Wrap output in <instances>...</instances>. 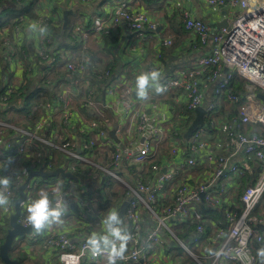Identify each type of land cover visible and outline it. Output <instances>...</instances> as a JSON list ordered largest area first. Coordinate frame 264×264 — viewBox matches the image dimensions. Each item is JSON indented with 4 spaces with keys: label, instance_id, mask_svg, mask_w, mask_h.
Returning a JSON list of instances; mask_svg holds the SVG:
<instances>
[{
    "label": "built area",
    "instance_id": "1",
    "mask_svg": "<svg viewBox=\"0 0 264 264\" xmlns=\"http://www.w3.org/2000/svg\"><path fill=\"white\" fill-rule=\"evenodd\" d=\"M16 2L22 6L30 4L33 0H0V2ZM62 0H35V15L22 13L14 22L12 28L0 30V60H11L17 54L23 43V36L29 31L40 43L38 57L49 67L56 65V59L63 60V68L73 80L74 88L69 89L66 84L61 83L63 91L56 104L38 106L37 110H43L41 118L34 124L32 132L24 133L25 140L11 152L10 155H2L0 149V170L4 176L12 177L13 183L5 195L10 197L11 204L7 208L14 209L15 201L20 186L25 183L28 171L25 167V159L28 157L27 144L39 141L47 143L40 135L44 128L50 125L56 118H60L62 128L54 133L58 144L54 147L65 153L70 160L63 166L66 171L75 173L80 165H86L85 174L89 178L102 177L113 178L124 186V194L120 204L113 208L119 212L124 201H128L125 211V219L130 223V229L126 231L132 239L128 243V250L125 259L118 261V264H172L173 261L165 252L162 235L166 232L191 256L195 257L189 245L184 244L172 231L169 222L173 220L197 221L195 230V245L203 242L207 233L206 226L201 219H194L193 210L197 204H204L212 210L221 209L223 206V194L226 185H219L211 189L207 181L198 182L192 185L182 180L185 170L194 168L197 165V156L203 157L208 165L207 170L211 177H228V174L240 177L243 176L241 169L236 164V156L240 150L244 155L256 158L263 165V169L256 181L245 185L240 195L241 206L237 209L227 207L225 211V223L223 226L213 227L210 237L206 240L209 243L210 255L206 258L208 262L202 264H261L259 257L253 250V243L256 241L264 248V232L259 229L262 220L254 212L258 208L261 199L264 197V133L248 134V125H262L264 127V104L258 98V93H264V0H201L207 6L216 10H225V16H234L229 27L214 30L204 22L195 12L183 4H171L169 14L171 17L182 15L185 29L196 35L200 44L209 48V52L201 55L193 64L186 69L176 72L174 75L166 73L163 61V50L171 47L172 39L159 40V47L152 52V63L140 68L134 77L125 80L115 81L102 91L110 96L117 95L126 112L118 120L116 128L117 140L109 136V130L105 126H111L113 119L110 115L113 102L101 101L96 96L101 92L99 82H92L88 75L89 64L86 61L88 50L89 30L83 28L82 36L78 40L79 49L75 52L66 50L63 44L55 49L54 32L49 30L51 23L56 24V4ZM91 0H82L83 3ZM157 2L160 0H152ZM1 9V5H0ZM109 13L96 20L94 29L99 36L107 35L117 27L123 26L135 33L156 32L159 23L162 21L152 13L145 10H131L130 1H116L109 6ZM57 14V13H56ZM59 15V14H57ZM56 15V16H57ZM37 23L36 30L29 28L32 23ZM40 26L48 28L47 33L39 31ZM27 54L15 58L16 69L23 70L26 66ZM94 70L105 78L111 75V69L104 64L96 62ZM227 70V72H225ZM159 71L160 78L153 82L164 91L159 92L160 96L173 91L182 92L186 97V110L184 109L183 125L186 128L191 112L203 106L206 93L211 86L217 82L214 89L215 99H221L235 104L240 116L233 117L221 126L224 134V142L211 143L203 128L198 127L181 148L174 140L171 131L166 127L168 114L173 107L162 108L160 99L153 100L147 94L144 99L137 97L136 77L142 73ZM238 76L245 80L244 101L233 91L231 83ZM223 78L222 81H220ZM25 81L22 82V86ZM12 96H20L19 87H5V94L0 96V104L6 107ZM174 101H179L174 97ZM217 104H221L218 103ZM205 119H209L212 125H216L215 105L209 104ZM95 115L92 120H86L85 111ZM205 120V125H206ZM116 122V121H114ZM78 125H76V124ZM1 125V124H0ZM4 127V131L7 127ZM80 129L81 138H73L72 129ZM180 130V131H179ZM60 131H63V140L68 143L59 142ZM183 130L178 129L175 135ZM185 132V131H184ZM13 151L9 141L4 140V134L0 132V144ZM169 146L170 151L166 160H158L160 150ZM226 147L230 149L227 155L221 153ZM186 155H184L183 154ZM43 154L37 153V162L42 160ZM138 166L139 171L132 175L129 172L132 166ZM44 171H51L52 162L49 161L43 167ZM150 174H143L144 170ZM26 170V171H25ZM166 170V172L164 171ZM41 179V178H39ZM59 179V178H58ZM237 179V178H236ZM239 180V179H237ZM72 182L73 180H69ZM34 184L29 185L26 190L25 201L22 204V213L18 222L24 227L26 223L27 205L37 196L39 192H30ZM62 183L64 199L67 203V210L64 218L82 213L84 218L78 216L76 222H63L75 228H82L79 232L82 240L74 243L69 231L55 227L46 229L45 238L42 242H35L34 257L51 261V256L57 257L61 264H106L105 255L93 258L90 254H81L86 244L90 213L95 214V208L80 194L71 189H66L61 180L45 183L46 190L51 191L57 183ZM171 182L173 191L171 195L165 194L166 186ZM45 189V188H44ZM0 191H4L0 186ZM75 205L78 212L71 208ZM236 205V204H235ZM161 207V208H160ZM3 208V207H2ZM193 215V217H192ZM96 222L93 227L99 228L104 235L107 234L103 225V215L95 214ZM145 216L154 221L153 226L146 235H142ZM121 227L120 225H116ZM35 237V236H34ZM207 243V244H208ZM77 257L79 260L77 261Z\"/></svg>",
    "mask_w": 264,
    "mask_h": 264
},
{
    "label": "crops",
    "instance_id": "2",
    "mask_svg": "<svg viewBox=\"0 0 264 264\" xmlns=\"http://www.w3.org/2000/svg\"><path fill=\"white\" fill-rule=\"evenodd\" d=\"M116 1H130L131 10H145L152 13L154 17L162 19V21H160L159 23L158 30L152 33L145 32V34L142 35V33H135L129 31L123 26H119L114 31L107 33V35L99 36L96 32H94V29L91 30L93 21H96L99 18L106 16L107 13H109L110 11L109 6ZM177 3L183 4L184 6H189L195 12L196 16H198L204 22L209 24L214 30L223 28L221 27L222 24L227 21V18L225 16L226 12L224 9L218 11L210 6H207L201 0H160L157 2H153L152 0H91L87 3H83L82 0H62L61 3L56 4L54 16V18L56 17L57 21L56 24H54V37L55 41L57 42L56 45L67 44L71 45V47L76 48L78 40L82 36L83 28L85 30H89L90 33L88 40V50L86 51V60L88 57H90V59H92V63L87 61L89 64V68L87 70L88 75L89 77H93V74L95 75L97 73L93 68L96 62L102 63L106 67H108L107 62H109L111 63V66L108 68L117 72L116 78L113 79L114 82L115 79L125 80L134 77L140 68L146 67L152 63L151 55L152 52L159 47L158 41L172 39L173 44L171 45V47L165 48L163 50V58L164 63H166V70L169 72V74H175L180 70L189 68L193 64V62L196 61L197 58L209 52V48L202 46L196 35L192 34L191 32H188L185 29L183 17L181 14L176 17L170 16L169 6L171 4ZM56 13L59 15H57ZM70 21L72 22V24H70ZM89 23H91V25H88ZM75 25L77 26V37L70 35L71 28H69V26L74 28ZM23 44L26 46L25 49L27 53H25L28 56H26V66H24L23 70L16 69L17 61L15 58L19 57L18 49L17 54L11 60H0V88H5L7 86L20 87L22 85V82L25 81V84H23V86H30V88L34 92L32 96H35L36 93V95H40L45 99L53 98L49 100L48 104H56L60 99V94L63 92L60 89L61 83L57 87L52 89L51 87H48L46 80L42 81L43 78L49 76L50 74L48 72L49 66L46 65L43 61H41V59L38 57V52L40 50L39 41L33 36L31 32L26 31L23 36V43L20 47L21 50L23 49ZM61 71L68 75L67 71L63 67L61 68ZM66 77L68 81H72L70 76ZM64 84H66L69 89L73 90L74 84H72L71 82H66ZM216 85L217 82L214 83L211 86L210 91L206 93V99L204 103L205 108L209 104H212L213 101H215L214 89ZM146 91L147 94L152 96L153 100L160 99L162 108L167 106L174 108L173 111L168 114L169 120L166 123V127L171 131L174 140L179 143V146L182 149L185 148L183 145L185 140L182 141L179 136L184 131H187V129L184 130L182 119V116H184V109L186 110L187 97L182 92L178 91H173L172 93L169 92L165 95L160 96L159 92L157 91V85L154 84L152 81L149 82V86ZM136 96L140 97L138 91ZM174 97L179 98V101L177 103L174 101ZM102 101L113 102L111 107L112 109H110V115L113 119V123L111 126H105L109 130V136L111 137L110 131L113 130V128L118 127V120H120L124 116L126 108L124 107L117 95L110 96L102 92ZM221 104L223 105V111H219V109H217L214 112V115L217 119L215 129L218 132H214L215 136L213 137L214 139L212 138V142L211 136H209L207 133L208 141L211 143H216L219 141L222 143L224 142V134L221 131V126L228 121L227 117H230L229 114L233 110H238L237 106L231 104L230 102H223ZM23 106L24 103L23 105L21 104L19 106L9 105V107L7 108H0V132L4 134V137L6 138L5 141H9V143L12 145L11 148L13 149V151H11L5 143L0 144V149L3 152H8L6 155L12 154L11 152H14V150L20 145V143L25 140L24 133L32 132L34 130L35 121L29 124L32 115L25 113L23 114ZM41 113H43L42 110ZM83 114L86 120H92V118H95V115L88 110L85 111ZM2 125L7 127L6 131H4V127ZM61 128L62 122L60 118H56L48 127L46 126L41 132L40 135L47 141V143L45 144L48 145V147L54 149V146L58 144V140L55 139L54 133L56 132L55 129L60 130ZM178 129L183 130V132L176 136L175 132ZM72 131L73 138L79 140L81 138V133L78 126L73 128ZM59 142H61L60 138ZM32 146L33 143L27 144V149L31 150ZM168 147L169 146L167 145L160 150L159 154H165L163 160H166V157L169 154ZM229 152L230 149L226 147L221 150V153L224 155H227V153ZM238 153H240L239 157ZM238 153L235 161L244 176L245 173L243 170L248 168L249 158L248 156L244 155L243 150H240ZM64 155L65 158L69 160L65 153ZM197 162L198 163L194 168L185 170V174L188 175H183L182 180L185 182H190L192 185H195L198 182L207 181L211 189H214L222 184L226 185V189L223 194V205H228L229 208H232L233 205L237 204V198L240 197L244 186L246 185V183L250 182L249 177L245 175L244 179H240V177H233V175L228 174V177L214 178L211 177L209 172L207 171L212 169L208 168L207 162L203 157L198 155ZM164 171L166 172V170ZM145 173H148L146 169L144 170L143 174ZM246 176L248 177V180L245 179ZM37 178L38 179H34L33 181L35 182V180H40L39 177ZM98 178L100 181H98L97 187L101 190H104V187L102 185L104 184L105 178ZM236 178L239 180H237ZM172 191L173 185L170 182L166 186L165 194L171 195ZM105 192L106 190L95 192V197L93 200L97 203H100L99 199ZM121 201L122 198L115 199L114 203L118 205ZM260 202V209L257 211V215L262 220V224L259 225V227L261 226L260 230L264 232V197L261 199ZM97 203L94 204L96 210L98 207ZM0 209H2V211L0 212V226H6V230H8L10 227L9 213H11V208L8 209L7 207H0ZM209 211L210 210L204 204H197L193 210L194 217L193 215L192 217L197 220L201 219L202 223L205 226H207V222H210L213 227L221 226L222 223H225L224 217H221L220 220V218L215 216V214H211ZM2 212L7 213L4 214ZM74 212H78V210H74ZM3 215H5V221L1 218ZM75 215L79 216V214ZM149 221L152 225L154 224V221L150 218ZM174 221L178 220H173L169 222V225L171 227ZM88 224V232H90L91 234L95 232L100 235H104L99 231V228H97L96 226L93 227V224L91 222H89ZM54 226L56 228H63L65 231H69V235L71 236V239H73L74 243L78 244L81 242L82 237L80 236L79 232L84 231V225L82 226V228L79 229L73 226L71 227L66 223ZM46 229L41 232L42 235H45ZM150 229L151 228H148L147 226L146 234L150 231ZM124 231H126V229ZM33 232L35 231L33 230ZM91 234L89 236H91ZM36 235L37 233L35 232V234L33 233L32 235H25L23 237H19L16 240L18 242L15 247L13 245L10 251V255L12 251L14 254L20 252L22 255L24 252L27 258V245L29 247V244L33 243L31 242L30 237H34ZM167 237L169 236H167L166 233L162 235V240H164V244L170 243ZM50 258L51 261L47 264H53L54 260L57 259L56 256H51Z\"/></svg>",
    "mask_w": 264,
    "mask_h": 264
},
{
    "label": "trees",
    "instance_id": "3",
    "mask_svg": "<svg viewBox=\"0 0 264 264\" xmlns=\"http://www.w3.org/2000/svg\"><path fill=\"white\" fill-rule=\"evenodd\" d=\"M35 1V0H33ZM30 1V4L26 5V6H22L19 3H16L14 1L12 2H0L1 5V9H0V30L4 29V28H12L14 22L17 20V18L19 17L20 14H31V15H35V2ZM96 21H93L92 26H94ZM88 25H91V23H89ZM60 26V25H59ZM58 26V27H59ZM68 27V26H67ZM185 27V26H184ZM55 25L54 23H51L49 25V30L54 32ZM71 31H70V35H73L74 37H77V26L75 25L74 28L70 27ZM59 35V34H57ZM65 45L64 47L66 48V50L69 51L71 47V45H67V44H63ZM22 51L19 52V56L22 58V54H24L26 52V46L23 44L22 47ZM79 49V44L76 45V51ZM75 52V51H74ZM27 53V52H26ZM88 62L92 63V59H90V57L87 58ZM164 61V58H163ZM64 61L61 60L60 58L56 59V65L53 67H49V76H46L45 78L42 79L46 80L48 87H51L52 89H54L55 87H57L60 83H68L71 82L73 84V80L72 81H68L66 75L64 72L61 71V68L64 66ZM104 63V62H103ZM165 67H166V63ZM107 66L110 67L111 63L107 62ZM166 73L168 75H174V74H169V72L166 70ZM117 76V72H115V70H111V75L105 78H100V75L98 73H96L95 75L93 74V77H91L92 82H99L100 87H101V92L98 93V95L96 96V99L101 102L102 101V91H104V88H106V86H108L109 84L112 83L113 79L116 78ZM50 80V82H49ZM245 80L239 78L238 76L235 77V79L233 80V82L231 83V87L233 89V91L244 101L245 99V94H246V89H245ZM26 86V85H25ZM20 86L19 87V92H20V96H12L10 98L9 103L7 104L6 107H3L0 104V108H7L10 106H14V105H23V114H31L32 118H30L29 124L35 121V123L41 118V109L37 110L36 108L38 106H44L46 104H48L49 100L53 99H45L40 95H36L32 96V94H34V92L32 91V89L30 88V86ZM3 94H5V88H0V96H2ZM213 104L215 105V109H219V111H223L222 109V104H217V101L215 99V101H213ZM235 105V104H233ZM43 111V110H42ZM44 112V111H43ZM186 116V115H184ZM183 116V117H184ZM219 116V115H218ZM217 116V117H218ZM230 117H227L228 120H231L233 117H237L240 116V113L238 112V110H233L230 114ZM195 119V111L191 112V116L189 118V120L187 121V126L186 128L188 129V127L191 125V123L193 122V120ZM206 120V119H205ZM34 123V124H35ZM49 126V125H48ZM47 126V127H48ZM200 128V127H199ZM202 128V127H201ZM206 131V133H208L209 136H211V142H212V138L215 136L214 132H218L215 129V125H212L210 123V120L207 119L206 120V125L203 127ZM57 131V129H55ZM248 130V134H262L264 133V127L262 125H248L247 127ZM12 133V132H11ZM185 134L186 131L183 132L179 138L183 140H186L187 138H185ZM60 141H63V143H68V140H63V131H60ZM6 138L4 137V140ZM214 139V138H213ZM24 141V140H23ZM57 142V141H56ZM41 152L43 154L42 160L38 163L37 162V153ZM8 152H2L1 156L6 155ZM28 156L25 159V167L28 171V173L35 171L37 169L43 168L44 166L47 165V163L49 161L52 162V169L51 170H55L57 168L63 167L65 165H67V163L70 160H67L65 158L64 153H61V151L57 150V149H53L48 147V145H46L45 143L39 142V141H35L31 150L29 149L27 152ZM240 153H238V157H239ZM165 157L164 153H161L158 155V160H162ZM248 168L244 169V173L245 175H247L250 179V182L246 183V185L248 184H252L256 181L257 177L259 176V174L261 173L262 169H263V165L258 162L256 160V158L254 157H250L248 160ZM249 169V170H248ZM85 170H86V165H80L79 169L77 172L73 173L75 174V176H77V178L79 179L78 181H72L70 182V179H66L63 178L61 176L58 177H53V178H42L39 177L41 179H43L44 181H46L45 183L48 182H53V181H57V180H61L63 182V185L66 189H71L73 190L75 193H80L90 204L91 206H93V208H95L94 204H96L97 202H95L93 199L95 197V192H99V191H105L106 192L100 197L101 201L98 204L97 207V213L95 214H99V215H103L104 219L106 218L107 214H108V210L111 209V207L113 208V206L115 205L114 203V199L119 198L120 195V191L121 194L123 192L124 194V187L123 185L109 177V178H105L104 179V184L102 185L104 188V190H101L97 187V183L99 180L98 177H93V178H89L87 177V175L85 174ZM139 171L138 166H132L131 169L129 170L128 173L135 175L137 172ZM249 171V172H248ZM147 174H150V172L148 171ZM3 175V171L0 170V176ZM244 175V176H245ZM244 176H241V178L244 179ZM245 177V179L248 180V177ZM59 178V179H58ZM34 179H38L37 177H35ZM33 179V180H34ZM32 180V181H33ZM45 183H43L42 185L37 186L36 184L34 185L33 188L30 189L31 193H35L38 192L40 189L45 188ZM119 185V186H118ZM94 190V192H93ZM122 194V195H123ZM18 196V194H17ZM28 197V196H26ZM18 198V197H17ZM261 203V202H260ZM237 206H241V201H240V197L237 198V204L234 205V207L232 208V210L237 209ZM228 206H223L221 207V209L219 210H212L209 209L211 214H215V216H217L218 218L224 217L225 220V211L227 210ZM260 209V204L258 206V208L255 210V214L257 215V211ZM240 211V210H239ZM206 212V211H205ZM76 213V212H75ZM79 216L81 218H84L82 213H78ZM95 214L90 213L87 217V219L92 222L95 223L97 217L95 216ZM123 220V223L120 224L121 228L123 230L126 229V231L130 228V223H127L126 219L121 218ZM223 220V221H224ZM126 221V222H125ZM207 226V233L205 234V236L203 237V242L202 244H200L199 246L195 245L194 243V238H195V228L197 225V221H194V223L191 224L190 220L189 221H174L172 224V231L175 233V235L179 238V240H181L184 244L189 245L190 249L192 250L193 254L195 255V257L189 255L179 244L177 241H175L173 238H170V236L167 234L168 241H170V243H165L166 246V254L171 258V260L173 261L172 264H202V263H206L208 262L207 260V256L210 255V251H209V243L206 242V240L210 237V233H211V229L213 228L212 224L210 222L206 223ZM224 223L221 224V226H223ZM9 226V225H8ZM151 228L153 225L151 224V222L149 221L148 216L145 217V222L143 223V229H142V235L146 234V228ZM6 226H0V245L5 241V237L7 234V230H6ZM260 229V227H259ZM125 231V232H126ZM42 233H37V235L35 237H30L31 242H33V246L35 244V242H42L45 238L44 235H42ZM167 241V242H168ZM208 243V244H207ZM253 250L254 252L257 254L258 250L262 249V246L260 243L258 242H254L253 243ZM179 250L180 254H174V251ZM258 256V255H257ZM11 257V255H10ZM259 257V256H258ZM12 258V257H11ZM13 259L18 260V264H21L24 259H23V255L20 254L18 256L13 257ZM260 263H261V258L259 257ZM0 261L2 262V260L0 259ZM3 263V262H2ZM46 262L43 261L42 259L40 261H37L36 264H45ZM47 264V263H46Z\"/></svg>",
    "mask_w": 264,
    "mask_h": 264
},
{
    "label": "clouds",
    "instance_id": "4",
    "mask_svg": "<svg viewBox=\"0 0 264 264\" xmlns=\"http://www.w3.org/2000/svg\"><path fill=\"white\" fill-rule=\"evenodd\" d=\"M37 27L38 25L35 22L29 25L32 30H36ZM39 31L47 33L48 28L40 26ZM160 75L159 71H152L150 73H142L136 77V89L141 99L147 96L146 90L149 82L158 81ZM157 91L163 92L164 88L158 87ZM12 183L13 180L10 176L0 178V186H3L4 189V191H0V207H7L11 204L10 197L5 195V191L10 189ZM26 210V223L31 225L36 233H41L44 229L51 228L53 225L62 224L61 217L65 215L67 210L62 183L58 182L55 187L51 188L50 192L44 188L40 189L36 198L27 205ZM122 223L123 220L120 218L119 212L109 209L103 221L107 234L100 235L93 232L87 238L81 254L83 255L86 252L93 258L105 255L106 264H118V261L124 260L125 253L128 250V243L132 237L121 227L116 226ZM257 255L261 258V264H264V248L258 250ZM78 260L79 257H77Z\"/></svg>",
    "mask_w": 264,
    "mask_h": 264
},
{
    "label": "water",
    "instance_id": "5",
    "mask_svg": "<svg viewBox=\"0 0 264 264\" xmlns=\"http://www.w3.org/2000/svg\"><path fill=\"white\" fill-rule=\"evenodd\" d=\"M221 27H229V22L225 21ZM59 45H56L55 49H57ZM227 72V70H225ZM223 78L220 80L222 81ZM258 98L263 102L264 104V93H258ZM196 117L191 123V125L188 127L185 138H189L191 134L201 126H205V116L207 114V109L203 106L198 107L196 110ZM116 128H113V130L110 131V135L113 139L117 140L116 137ZM61 176L66 179H70L73 181H78L79 179L75 174L68 172L65 170V168H57L55 170L51 171H44L43 168L37 169L35 171H32L28 174L27 179L24 184H22L18 190V198L15 201L14 205V212L10 215L9 224L10 227L7 230V234L5 237V241L0 245V259L4 264H18V260L12 259L10 257V251L14 245V242L17 238L23 237L25 235H32L33 234V227L31 225L24 227L18 222L19 217L22 213V204L25 201L26 198V190L29 187L30 183L35 177H42V178H53ZM128 206V201H124L119 210V216L121 218L125 217V211ZM71 208L73 210H78L75 205H72ZM260 225V224H259ZM261 227V226H260Z\"/></svg>",
    "mask_w": 264,
    "mask_h": 264
},
{
    "label": "rangeland",
    "instance_id": "6",
    "mask_svg": "<svg viewBox=\"0 0 264 264\" xmlns=\"http://www.w3.org/2000/svg\"><path fill=\"white\" fill-rule=\"evenodd\" d=\"M233 20H234V16L232 15V16H229V18H228V21L231 23V22H233ZM70 24H72V22L70 21ZM62 46H65V45H62ZM69 51L70 52H74V51H76V48H74V47H72V48H70L69 49ZM222 100H223V98H221V99H216V101L217 102H220V103H222ZM226 102V101H225ZM168 150L170 151V148L168 147ZM168 150H167V152H168ZM37 182V183H36ZM44 182H46V181H44L43 179H40V180H35V183H36V185L37 186H39V185H42ZM32 184H34L33 182H31ZM32 184H30V185H32ZM119 186V185H118ZM124 187V186H123ZM122 194H121V196L119 197V198H122ZM119 198H116V199H119ZM100 201H101V199H99ZM115 200V199H114ZM116 205V204H115ZM113 207H115V206H113ZM113 209V208H112ZM2 211V209H0V212ZM14 212V209L13 210H11V213H9V215H11L12 213ZM2 213H7V212H2ZM95 213H97V210H96V208H95ZM5 215H3L1 218H2V220H4L5 219V217H4ZM61 219H62V221L63 222H66V223H68V222H76L77 221V219H78V216L77 215H74V216H69V215H67V217L66 218H64L63 216L61 217ZM0 221H1V219H0ZM5 221V220H4ZM3 223V222H2ZM34 234H35V232H33ZM18 239V238H17ZM16 239V240H17ZM17 242L18 241H15V243H14V247H15V245L17 244ZM27 258H26V256H25V253L23 252V259H24V261L21 263V264H36V262L37 261H40V260H38V259H35L36 257H34L35 256V254H36V251H35V249H34V246H33V244L32 243H30L29 244V247H28V245H27ZM25 250V249H24ZM21 253L19 252V253H13V251L11 252V257H15V256H18V255H20ZM174 254H180V251L179 250H176V251H174ZM0 264H3L1 261H0ZM53 264H60L59 263V261H58V259H55L54 260V262H53Z\"/></svg>",
    "mask_w": 264,
    "mask_h": 264
}]
</instances>
